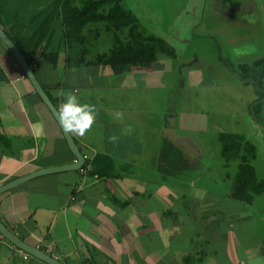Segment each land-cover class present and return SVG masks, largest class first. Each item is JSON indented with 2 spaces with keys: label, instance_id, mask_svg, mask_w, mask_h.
<instances>
[{
  "label": "crops",
  "instance_id": "crops-1",
  "mask_svg": "<svg viewBox=\"0 0 264 264\" xmlns=\"http://www.w3.org/2000/svg\"><path fill=\"white\" fill-rule=\"evenodd\" d=\"M54 2L0 0V25L57 108L64 101L57 93L72 91L99 112L85 136L71 133L86 158L83 169L38 176L2 193L1 221L64 264H264V190L244 201L217 184H193L184 172L208 154L190 132L208 119L161 107V91L168 97L177 84L175 57L159 53L151 66L121 72L105 63L75 64L96 57L69 46ZM53 8L49 29L38 37ZM197 75L189 71L192 81ZM173 150L182 155L179 176L169 160ZM75 159L0 39V186ZM25 254L0 233V264H48Z\"/></svg>",
  "mask_w": 264,
  "mask_h": 264
},
{
  "label": "rangeland",
  "instance_id": "rangeland-1",
  "mask_svg": "<svg viewBox=\"0 0 264 264\" xmlns=\"http://www.w3.org/2000/svg\"><path fill=\"white\" fill-rule=\"evenodd\" d=\"M121 3L137 16L141 34L166 40L176 52L171 65L177 84L168 97L161 91V107L171 109L170 115L199 113L208 119L206 127L202 124L190 131L197 145L201 144L208 154L191 165L188 163L184 170L182 155L173 150L169 160L176 166L173 170L176 175L184 170L193 184L213 188L217 184L226 194L238 183L239 164L245 163L242 157H246V166L255 172V185L262 187L264 0H122ZM89 28L94 32L90 35L92 52L88 56L109 51L116 34L111 24L94 22ZM117 34L126 39L128 29ZM190 63L193 64L188 66ZM190 70L201 74L202 79L197 75V80L192 81ZM222 133L243 137L239 156L230 160L222 156Z\"/></svg>",
  "mask_w": 264,
  "mask_h": 264
},
{
  "label": "trees",
  "instance_id": "trees-1",
  "mask_svg": "<svg viewBox=\"0 0 264 264\" xmlns=\"http://www.w3.org/2000/svg\"><path fill=\"white\" fill-rule=\"evenodd\" d=\"M122 0H80L81 6H76L73 0H56L53 6L59 9L64 23V37L71 47H79L80 54L85 55L90 51V35L94 31L88 26L96 22H108L116 31L114 44L108 53L97 54L94 60L85 61L81 58L73 60L75 64L105 63L114 70L121 72L129 69L133 65L151 66L157 59L159 53L175 57L176 52L173 47L164 39L155 36H144L139 31V21L137 16L122 5ZM48 13V17L43 20L38 37L49 29L51 21L56 13L55 8ZM128 29L126 39H122L117 32ZM95 34H99L95 32ZM42 37V36H41ZM40 40V39H38ZM57 56L53 59L56 64ZM243 138V137H242ZM237 134L223 133L221 140L223 143V155L227 160L239 156L242 139ZM250 148L255 147L250 145ZM245 163L239 164L238 183L232 191L234 198L251 201L254 194H259L264 190L257 187L254 180V169L246 166V157H242Z\"/></svg>",
  "mask_w": 264,
  "mask_h": 264
},
{
  "label": "water",
  "instance_id": "water-1",
  "mask_svg": "<svg viewBox=\"0 0 264 264\" xmlns=\"http://www.w3.org/2000/svg\"><path fill=\"white\" fill-rule=\"evenodd\" d=\"M0 39L4 42V44L9 48V50L12 52L16 60L19 62L20 66L22 67L25 75L29 78L31 83L33 84L36 92L39 94L43 102L47 105V107L52 112L53 116L57 120L60 128L62 129V132L67 140L68 146L71 150V152L76 157L75 161L69 164L59 165V166H53V167H47L42 168L37 171H34L30 174H27L25 176L16 178L10 182H7L6 184L0 186V195L15 186L22 184L30 179H33L38 176L42 175H48V174H54L59 172H65V171H77L81 170L85 163L86 158L84 154L81 152L79 147L77 146L73 136L71 133H67L62 128L58 116L57 111L58 108L55 106L49 95L46 93L45 89L42 87L41 83L37 79L35 72L30 64V62L27 60L25 55L22 53L21 49L18 47V45L14 42V40L7 34V32L1 27L0 25ZM173 131V130H172ZM173 139V138H172ZM174 140V139H173ZM0 233L7 238L10 242H12L14 245L25 251L26 253L35 256L48 264H64L48 252L40 249L37 246H33L24 240H22L19 236H17L12 230H10L0 219Z\"/></svg>",
  "mask_w": 264,
  "mask_h": 264
},
{
  "label": "clouds",
  "instance_id": "clouds-1",
  "mask_svg": "<svg viewBox=\"0 0 264 264\" xmlns=\"http://www.w3.org/2000/svg\"><path fill=\"white\" fill-rule=\"evenodd\" d=\"M64 97L59 105L57 116L59 122L67 133H75L81 137L91 131L96 122L99 109L96 105L81 102L80 97L72 91L58 92ZM122 113H117L119 118Z\"/></svg>",
  "mask_w": 264,
  "mask_h": 264
},
{
  "label": "built area",
  "instance_id": "built-area-1",
  "mask_svg": "<svg viewBox=\"0 0 264 264\" xmlns=\"http://www.w3.org/2000/svg\"><path fill=\"white\" fill-rule=\"evenodd\" d=\"M34 65H35V64H34ZM31 66H33V65H31ZM82 169H83V168H82ZM82 169H81V170H82ZM24 256H25V258H27V257H28V254H25Z\"/></svg>",
  "mask_w": 264,
  "mask_h": 264
}]
</instances>
